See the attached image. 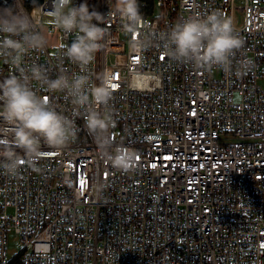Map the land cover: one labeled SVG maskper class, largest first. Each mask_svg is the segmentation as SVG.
<instances>
[{
    "label": "built area",
    "instance_id": "built-area-1",
    "mask_svg": "<svg viewBox=\"0 0 264 264\" xmlns=\"http://www.w3.org/2000/svg\"><path fill=\"white\" fill-rule=\"evenodd\" d=\"M27 1L0 6L29 11ZM98 6L107 13L114 0ZM142 6L136 33L113 12L107 43L84 68L62 56L61 39L71 34L52 24L47 32L59 42L28 57L53 77L87 71L95 81L110 72L113 97L95 105L114 121L102 135L135 163L114 168L85 124L87 110L64 92L37 88L72 116L77 133L43 146L39 171H0V264H264V0ZM51 7L42 0L39 16L51 18ZM213 10L244 42L231 72L170 59L159 35L178 18ZM149 36L151 46L130 49V40ZM8 72L0 63V78ZM13 239L18 249H10Z\"/></svg>",
    "mask_w": 264,
    "mask_h": 264
},
{
    "label": "clouds",
    "instance_id": "clouds-1",
    "mask_svg": "<svg viewBox=\"0 0 264 264\" xmlns=\"http://www.w3.org/2000/svg\"><path fill=\"white\" fill-rule=\"evenodd\" d=\"M50 11L55 26L71 34L61 46L62 56L82 68L107 43L108 18L113 12L120 17L126 33H136L143 22L138 0H114V9L107 13L89 8L87 0H52ZM102 19L104 24L96 22ZM158 39L172 60L191 63L197 69L218 66L225 72H231L232 57L244 43L232 21L215 10L203 16L178 18ZM47 43L32 10L19 4L0 7V63L9 67L8 74L0 78V171L16 175L21 165L39 171L38 162L45 155L43 146L59 147L76 136L72 116L40 95L37 88L64 92L74 105L84 107L85 124L96 136L101 155L114 168L130 170L134 156L102 135L114 123L111 113L95 107L107 106L112 99V74L103 72L93 81L87 71L69 75L61 69L54 77L49 76L48 68L38 58L28 60L33 52H42ZM152 44L150 36L129 41L133 51H143Z\"/></svg>",
    "mask_w": 264,
    "mask_h": 264
},
{
    "label": "rangeland",
    "instance_id": "rangeland-1",
    "mask_svg": "<svg viewBox=\"0 0 264 264\" xmlns=\"http://www.w3.org/2000/svg\"><path fill=\"white\" fill-rule=\"evenodd\" d=\"M98 2L99 0H87V4L89 6V8H96V9H99V6H98ZM78 3H79V0H78ZM27 6H28V10L31 11L32 10V14L34 15V17L36 18V22L38 24H40V28L41 30L46 34L47 36V41L49 44H56L57 42L59 41H56L55 40V36L54 35H50L48 32H47V26L52 24V25H55L54 22L52 21L51 18H41L39 16V11H38V5H31V1L28 0L27 1ZM2 7V6H0ZM68 40H64V39H61V43H66ZM15 238V237H14ZM19 247V244H18V241H14V239L12 240V242H10V249H18Z\"/></svg>",
    "mask_w": 264,
    "mask_h": 264
},
{
    "label": "trees",
    "instance_id": "trees-1",
    "mask_svg": "<svg viewBox=\"0 0 264 264\" xmlns=\"http://www.w3.org/2000/svg\"><path fill=\"white\" fill-rule=\"evenodd\" d=\"M144 0H138V4H139V10H140V12H142L143 13V6H142V2H143ZM149 1V3L151 4L152 3V0H148Z\"/></svg>",
    "mask_w": 264,
    "mask_h": 264
},
{
    "label": "water",
    "instance_id": "water-1",
    "mask_svg": "<svg viewBox=\"0 0 264 264\" xmlns=\"http://www.w3.org/2000/svg\"><path fill=\"white\" fill-rule=\"evenodd\" d=\"M42 2V0H31V5H38Z\"/></svg>",
    "mask_w": 264,
    "mask_h": 264
},
{
    "label": "snow or ice",
    "instance_id": "snow-or-ice-1",
    "mask_svg": "<svg viewBox=\"0 0 264 264\" xmlns=\"http://www.w3.org/2000/svg\"><path fill=\"white\" fill-rule=\"evenodd\" d=\"M46 99H47V97H46Z\"/></svg>",
    "mask_w": 264,
    "mask_h": 264
}]
</instances>
